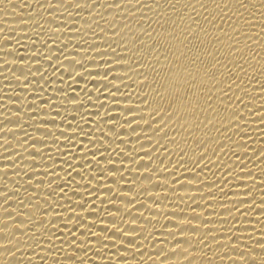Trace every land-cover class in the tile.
Instances as JSON below:
<instances>
[{
    "label": "bare ground",
    "instance_id": "obj_1",
    "mask_svg": "<svg viewBox=\"0 0 264 264\" xmlns=\"http://www.w3.org/2000/svg\"><path fill=\"white\" fill-rule=\"evenodd\" d=\"M0 264H264V0H0Z\"/></svg>",
    "mask_w": 264,
    "mask_h": 264
}]
</instances>
